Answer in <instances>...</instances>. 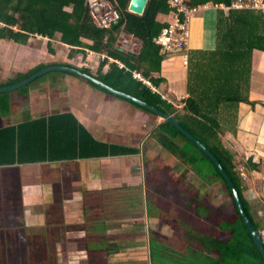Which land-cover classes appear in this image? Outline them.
I'll return each instance as SVG.
<instances>
[{
    "label": "trees",
    "instance_id": "1",
    "mask_svg": "<svg viewBox=\"0 0 264 264\" xmlns=\"http://www.w3.org/2000/svg\"><path fill=\"white\" fill-rule=\"evenodd\" d=\"M109 1L119 11L121 19L109 28H101L94 22L87 0H0V39L25 43L31 36L53 39L60 34L61 42L70 46L73 54L88 50L103 55L106 62L101 63V67L109 63V69L105 74L98 75L97 79L172 115L184 129L205 145L229 174L244 209L255 228L263 233L264 198L261 204L259 202L263 208L252 204L247 195L251 187L246 184L240 168L243 166L249 177L255 171L262 173L264 158L259 156L256 159V155L252 154L239 162L223 138L228 137L229 140L231 136H237L241 106L255 108L257 104L251 101L253 57L255 51L264 53V13L235 9L228 13L218 12L216 48L192 49L188 53V97L184 101L185 106L179 109L151 88L158 87L164 81L161 66L167 55L161 52L154 39L169 24L165 21L171 13L169 0H149L143 15L128 10L131 0ZM233 1L186 0V4L198 7L211 2L214 5L231 6ZM123 35L141 43L138 51L120 45ZM47 66L40 65L28 73L0 83V87L18 83ZM138 73L141 78L135 76ZM39 79L37 77L26 86L11 92H1L0 118L9 114L10 102L15 100L14 93L27 95L29 86ZM154 136L167 151L179 157L181 164L188 170L204 180L205 176L208 177L209 183L220 180L232 204L212 207L206 203L207 199H199L197 192L189 190V186L182 182L176 195L181 206L193 213L197 224L205 223L215 230L219 229V232L213 234L206 229L201 230L190 225L184 216H179L182 233L192 245H181L175 256L162 253L156 248V255L152 253V262L264 264V255L238 210L232 190L209 155L167 120L159 125ZM138 152L135 148L111 145L95 138L71 112L0 124V166L102 158ZM208 166L210 171L202 177ZM148 179L149 184H155L152 175ZM253 186L259 190L256 185ZM176 196L168 193L169 200L164 203L156 201L155 207L150 208V214L161 215V207L167 213L170 212L177 203L173 202L177 200ZM105 219L95 220L87 228L88 244L91 245L87 250L93 256L109 253L112 249L111 243L108 244ZM152 244L154 247L158 245L154 241Z\"/></svg>",
    "mask_w": 264,
    "mask_h": 264
},
{
    "label": "crops",
    "instance_id": "2",
    "mask_svg": "<svg viewBox=\"0 0 264 264\" xmlns=\"http://www.w3.org/2000/svg\"><path fill=\"white\" fill-rule=\"evenodd\" d=\"M207 5V9L203 10L205 16L200 17V24L196 22L195 25L193 24L195 32L190 40L188 53L192 49L213 50L217 46L218 12L223 11V7L222 4L214 6L211 2L203 6ZM209 12L213 13L208 14ZM162 20L164 21V18ZM170 20L169 15L165 21L170 22ZM212 38L215 40L213 44ZM1 40L3 39H0V42ZM50 40L52 39L42 36H31L25 43L3 40L0 55L9 58L5 59V63L0 64V83L28 73L43 64L48 66L69 64L95 78L108 71L109 63L101 67V63L106 62L103 55L88 50L73 54L70 46L62 42L53 45ZM140 44L126 35H123L120 41L123 48L134 52L138 51ZM183 57L182 54L165 56L161 66L164 81L158 87L151 86L154 92L161 94L171 104L173 101L171 102L169 98H176L173 99L177 103L174 106L178 108L179 97H183L182 99L188 97V62L185 64ZM39 78L41 79L29 86L27 95L14 93L15 100L10 102V112L0 118V124L18 123L41 116L71 112L95 138L111 145L135 148L139 152L102 158H77L0 166V205L7 203V209H4L8 220L7 224L0 225V249L24 247L37 249L39 242L46 245L50 242H58V245H62L68 240L65 243L72 245L70 249L85 251L91 246L88 244V225L106 217L104 212L108 207L104 203L103 192L134 190L136 194H141V198L137 196L142 207L143 204L149 205L151 202V195L148 192L151 184L148 182L149 175L146 171L152 172L153 169L148 158L156 159L159 158L158 155H163L158 149L153 148L156 145L151 141L163 119L67 71L54 70ZM251 89V101L257 104L255 108L249 105L241 106L237 136H231L232 138L228 140L239 160L244 158L246 160L252 154L256 155V159L259 156L264 158L263 52L254 53ZM154 121H158L156 125L153 124ZM162 147L161 145L159 149H165ZM153 149L158 151L155 153ZM240 169L242 175H248L243 170V166ZM262 170V173L255 171L252 177L248 175V179L258 178L263 185L264 164ZM247 195L251 200L254 198L251 193ZM263 195L262 189V200ZM45 199L49 208L43 212L40 203ZM50 201H59V203H53L51 206ZM161 216L162 214L157 217ZM69 225H77L78 228L67 229ZM57 233L63 238L59 237L57 240ZM125 234L130 237L124 238L132 241L123 242L125 246L122 245L123 243L119 244L118 248L124 250L120 259H125L127 264H147L151 258V239L148 242L145 238L144 241L141 240L137 231ZM136 245L139 246L135 247ZM141 245L144 250L136 252L135 250ZM53 247L56 251V246ZM128 247L133 252L126 253Z\"/></svg>",
    "mask_w": 264,
    "mask_h": 264
},
{
    "label": "rangeland",
    "instance_id": "3",
    "mask_svg": "<svg viewBox=\"0 0 264 264\" xmlns=\"http://www.w3.org/2000/svg\"><path fill=\"white\" fill-rule=\"evenodd\" d=\"M225 13L227 10L223 9ZM205 11H200L199 13L193 14L191 18V38L194 37V23L200 24L201 20L200 17H204ZM207 13V12H206ZM213 13L209 12L208 14ZM194 24V25H193ZM200 28V26H199ZM216 36L218 37V28L216 31ZM61 35L57 34L52 40H50V43L53 45L59 44L61 42ZM5 41V39H3ZM3 40L0 42L3 44ZM54 40V41H53ZM191 40V39H190ZM45 41V40H44ZM215 42L214 38L211 39V43L213 44ZM41 44V42H40ZM9 50V49H6ZM7 53V52H6ZM5 53V54H6ZM9 55V54H8ZM9 58V56L2 57L0 55V64L2 65L5 63V59ZM184 58V63L187 64V60ZM8 64V61L6 62ZM51 63V62H49ZM257 73V70H256ZM256 75V74H255ZM258 80V78H255ZM183 98V97H182ZM179 97V109H182V107L185 106V99H182ZM170 101L174 104H177L173 99L176 98H169ZM176 107V106H175ZM154 114V113H153ZM154 116V115H153ZM158 121H154L153 124L156 125ZM228 138V137H227ZM227 138H223V142L227 144V146L231 149V146L228 144L229 141ZM151 141L153 142V145H156L153 147L154 149H158L162 156L158 155L159 158L151 159L148 158V162L151 163L150 166H153L152 172L151 170L149 172L146 171L148 175H152L154 180V185H150L148 192L151 195V202L149 205H145L140 203L139 198H141V194L137 193L134 190H125V191H114L109 192L105 191L104 194V203L107 205L108 208L105 209L104 214L106 215V221H107V229L106 234L108 235V244L111 243L112 249L109 251V253H103L101 257H103V260L100 258H90L89 256H84L80 250H76L74 248L70 249L69 244H66L65 242L62 245L58 242H50L47 245L43 242H39L37 251L36 249H27V248H12V251H9V248L0 249V264H127V261L125 259H120V257L123 254L124 250L119 249L118 247L123 242H129L131 240H126L124 237H130L129 235H121V232L131 233L134 231H137L138 237L141 238V240H145L146 242L149 241V238H152V241L154 242H160V243H168L170 247H175L179 245H192L190 241L185 239L182 233V227L179 224V216H184L190 225L196 226V228H200L201 230H208L209 233L217 234L219 232V229L215 230L213 227L209 225H205V223L197 224L195 222V218L193 213L181 205V201L178 200L177 189H179V185H182V182L186 183L189 186V190H194L198 194L199 199H207V204H211L212 207H219L221 205L229 206L232 204V199L228 193V191L221 186L222 182L220 180H217L215 182L209 183L208 177L205 176V180L201 178L200 176L196 175L192 170H188L186 167L181 164L182 162L179 160V157L174 155L170 150L166 151L165 149H159L161 145L157 143L155 136L151 138ZM163 148V147H162ZM153 149V150H154ZM154 152L156 153V151ZM233 154L236 156L237 161L239 160L238 155L236 154V151L234 149H231ZM154 155V153H153ZM164 155H167V157H163ZM163 157V159H161ZM246 161H244V165ZM183 167V170H182ZM207 171L204 170L202 177L204 175H207V173L210 171V167H207ZM244 170V167H243ZM186 174V175H185ZM147 175V176H148ZM244 175V174H243ZM245 177V182L248 186L251 187L252 191H247V193H251V195H254V198H252V204L254 206L263 208V206H260L261 204V193H262V182L260 179H256L253 177L252 179H248ZM143 179V177H142ZM130 184V183H129ZM253 184H255L259 190H257ZM138 188H136V191ZM257 191V192H256ZM256 192V193H255ZM168 193L172 194L173 196H176L177 200H173L177 203L174 206V208L170 212H163V215L161 218H154L150 213L152 207H155L156 201H161L162 203L169 200ZM139 198H138V196ZM51 202V201H50ZM260 202V204H259ZM54 204H58L59 201L51 202V206ZM205 203V202H204ZM40 209L43 210V212H46L49 208V205L46 204V199L41 201ZM3 206V207H2ZM0 205V225L5 223H8V220H6L7 213L5 212V209H7V203H3V205ZM179 207L178 209L176 208ZM38 206L36 207V209ZM151 208V209H150ZM177 209V210H176ZM218 210V209H217ZM216 210V211H217ZM215 211V210H214ZM6 220V222H4ZM24 225V224H23ZM22 225V226H23ZM178 225V226H177ZM71 228H78L77 225H69L67 226V229ZM179 232V234H178ZM177 233V234H176ZM264 234V232H263ZM183 235V236H182ZM54 237V236H52ZM52 237H50V240L52 241ZM56 239L58 240L60 236L58 233L56 235ZM138 238V239H139ZM145 238V239H144ZM101 240V239H100ZM117 241V242H116ZM134 241V240H133ZM176 242H179V244H176ZM125 243L122 245L125 246ZM14 244V243H13ZM13 244L11 246H13ZM120 244V245H119ZM6 245V244H5ZM20 246V244H18ZM53 245L56 246V251ZM100 245V244H99ZM98 244H95V246H99ZM114 245V246H113ZM150 246V244L148 243ZM64 246V247H63ZM130 246V245H129ZM139 245H136L137 247ZM164 246V245H163ZM161 248L159 246H155L154 253L156 255V248L159 251H162V253H166L168 255H176L175 253L169 252L172 248ZM153 248V244H152ZM116 249V250H114ZM119 249V250H118ZM144 250L142 248V245L139 247V249L135 250L136 252H142ZM146 250H147V243H146ZM80 251V252H79ZM126 253L133 252L130 247H128L125 250ZM185 252V251H181ZM160 254V253H159ZM106 257H109V260H106ZM125 260V261H124ZM158 261V259H157ZM129 263V262H128ZM149 263V262H148ZM147 263V264H148ZM151 264H159V262H151Z\"/></svg>",
    "mask_w": 264,
    "mask_h": 264
},
{
    "label": "built area",
    "instance_id": "4",
    "mask_svg": "<svg viewBox=\"0 0 264 264\" xmlns=\"http://www.w3.org/2000/svg\"><path fill=\"white\" fill-rule=\"evenodd\" d=\"M169 3L171 20L154 40L164 55L182 54L188 61L191 18L193 14L207 9L208 6H189L186 0H169ZM87 5L94 22L101 28H109L121 19L119 11L109 0H87ZM222 7L227 11L231 9L256 10L264 13V0H234L231 6L222 5ZM136 77L141 78L139 74H136Z\"/></svg>",
    "mask_w": 264,
    "mask_h": 264
},
{
    "label": "water",
    "instance_id": "5",
    "mask_svg": "<svg viewBox=\"0 0 264 264\" xmlns=\"http://www.w3.org/2000/svg\"><path fill=\"white\" fill-rule=\"evenodd\" d=\"M148 1L149 0H131L129 3V6H128V10L134 14L143 15L145 12V9L147 7ZM54 70L67 71L69 73H73L77 76L83 77V78L87 79L88 81L96 84L97 86L113 93L114 95H117L119 97L127 99V100L137 104L140 107H143V108L150 110L151 112H153L157 116H161L162 119L167 120L169 123H171L176 128H178L181 131V133H183L189 139L194 141L214 161V163L218 167L221 175L227 181L230 189L232 190L233 197H234V200H235L236 205L238 207V210H239L242 218H244V220L246 221L257 245L259 246L260 250L262 251V253L264 255V234L255 228L251 218L249 217L248 213L246 212V209H244V207H243V204H242L241 198L239 196L238 190L236 189V187H235L232 179L230 178L229 174L225 171V169L223 168L222 164L219 162L217 157L205 145H203L197 138H195L189 131L184 129L175 120V118L172 115H168L166 112L162 111L158 107H155L151 104H148V103H146V102H144V101H142V100H140V99H138L132 95H129V94L123 93L121 91L115 90L112 87H110L109 85H107V84L103 83L102 81H100L99 79L95 78L94 76H92L88 73L82 72V71L76 69L75 67H69V66L58 65V64L49 65V66L35 72L34 74L30 75L26 79L19 81L18 83L0 87V93L1 92H11L15 89L24 87L27 84H29L30 82H32L34 79H36L37 77H40V76H42L48 72L54 71Z\"/></svg>",
    "mask_w": 264,
    "mask_h": 264
},
{
    "label": "flooded vegetation",
    "instance_id": "6",
    "mask_svg": "<svg viewBox=\"0 0 264 264\" xmlns=\"http://www.w3.org/2000/svg\"><path fill=\"white\" fill-rule=\"evenodd\" d=\"M167 151V150H166ZM164 157H167V155H164ZM160 203H162L161 201H160ZM161 209H162V216H165V215H163V212H166L165 210H164V208H162L161 207ZM154 218H161V217H155L154 216ZM178 226V225H177ZM122 234H125L124 232H121ZM177 234V233H176ZM178 234H179V232H178ZM126 235V234H125ZM183 236V235H182ZM185 239H186V237L185 236H183ZM149 239H151V241H152V238L150 237ZM157 244L158 245H156V246H159V247H161V248H169L170 246H169V244L168 243H160V242H157ZM176 244H179V242H176ZM164 245V246H163ZM150 248H151V246H150ZM170 248H172V249H170L169 250V252H173V253H175V251L177 252V251H179V248H181V246L179 247V245L178 246H176L175 245V247H170ZM16 249V248H15ZM3 250V249H2ZM13 249L12 248H9V251H12ZM114 250H116V249H114ZM154 250H155V247L153 246V248L151 249V255H150V257H152V253L154 252ZM36 251H37V249H36ZM82 254L84 255V256H89L91 259L92 258H100L102 255H100V256H93V255H91V254H89L88 253V250H85L84 252H82ZM101 260H103V257H101ZM106 260H109V257H106ZM150 263H148V264H151V258H150V261H149Z\"/></svg>",
    "mask_w": 264,
    "mask_h": 264
},
{
    "label": "clouds",
    "instance_id": "7",
    "mask_svg": "<svg viewBox=\"0 0 264 264\" xmlns=\"http://www.w3.org/2000/svg\"><path fill=\"white\" fill-rule=\"evenodd\" d=\"M208 4V3H207ZM218 5H221V4H217V5H214V6H218ZM222 5H225V4H222ZM208 6V5H207ZM198 7H203V6H198ZM229 7V6H228ZM203 10H205V9H203ZM203 10H201V11H203ZM232 10V9H231ZM230 10H228V11H226V12H229ZM223 12L225 13V11L223 10ZM156 115V114H155ZM157 116V115H156ZM160 118H161V116H160ZM163 121H165L164 119H163Z\"/></svg>",
    "mask_w": 264,
    "mask_h": 264
}]
</instances>
